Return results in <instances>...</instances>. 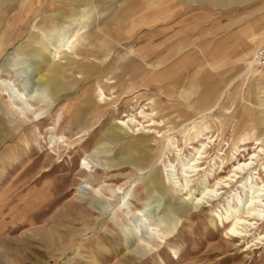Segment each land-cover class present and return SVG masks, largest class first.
<instances>
[{"label": "rangeland", "instance_id": "rangeland-1", "mask_svg": "<svg viewBox=\"0 0 264 264\" xmlns=\"http://www.w3.org/2000/svg\"><path fill=\"white\" fill-rule=\"evenodd\" d=\"M125 1L0 0V264H264V218L225 228L264 193V0H171L138 21ZM86 48L100 64L81 80ZM55 67L62 96L43 87ZM126 114L139 123L115 127Z\"/></svg>", "mask_w": 264, "mask_h": 264}, {"label": "bare ground", "instance_id": "bare-ground-1", "mask_svg": "<svg viewBox=\"0 0 264 264\" xmlns=\"http://www.w3.org/2000/svg\"><path fill=\"white\" fill-rule=\"evenodd\" d=\"M92 1L95 2V0H92ZM83 2L86 4L87 0H83ZM165 3L166 4L171 3V0H126L125 3L120 7V13H122V18L124 20L130 19L132 21L133 20L138 21V20H141L142 18H144L145 20H148L149 16L152 15L151 12H153V10H155V9L156 10L160 9V7L164 6ZM25 4H26V2H25ZM69 8L73 9L74 6H69ZM75 11H77V10H75ZM80 37H84L83 34L80 32V28L73 30V32H71L69 34V36L66 38L65 43H60L61 40H63V38L60 41H56L59 43V44L55 43V45L58 46L56 51L58 50L57 52H59L61 47L64 45L69 46L68 43L73 44L76 40L79 41V39H81ZM62 50H66V49H62ZM86 51L88 53L87 56L89 58L85 59L84 57L83 58L80 57L79 60L72 61L75 64L74 65L75 69L77 70L78 73H80V75L78 77H81L82 78L81 80L92 79L94 77V75L96 74V71H95L96 67L100 64V63H98L97 59L95 60V58H97L96 55H94L92 52L91 53L88 52L87 48H86ZM123 72H128V73L131 72V74H133V73H136V69H134V70L131 69V71L126 70ZM63 75H65L64 70L59 69L57 67L53 68L51 70V73L45 75L43 87L44 88L50 87L55 95L62 96V94L64 93L63 82H62V76ZM80 82L81 81L79 79H76L75 85H79ZM105 82H111V81H109V79H105L103 81V77L102 78L96 77L94 80V83H93L94 84V91L93 92L95 95V99L93 101H95L98 109H102V107L105 106L107 103H109L108 101L112 100V97H113V96H111L112 93H110L111 95H106L105 90H104V88H105L104 83ZM152 112L155 113L156 109L152 108ZM125 116H128V118L125 119ZM135 122L139 123V121L136 119V116H134L133 114L132 115L126 114V115H123V117L117 119L116 123H115L116 126L115 125L114 126L121 128L124 125L130 126V124H132V123L134 124ZM115 127H112L103 133L106 139L113 138V137L120 135L119 130H117ZM155 129L156 128H153V130H155ZM149 130H150V128H149ZM153 130H151V131H153ZM157 132H160V129L157 130ZM200 134H202V131H196L195 132V136H199ZM157 136H160V135H157ZM203 144H204V146H206V144L204 142H203ZM261 149L262 148H260V150ZM257 155L258 154L254 153L249 158L252 159V158H254V156H257ZM147 157H148V154H146L145 152H142L140 154L139 158L136 160L137 164L143 162L145 159H147ZM199 158H200V155L198 157H193L192 158L193 162H192L191 166H190L189 162L187 163L189 165V167L192 168L191 171L196 170L195 167L197 166V162H198ZM249 163L243 162L241 164H238L234 168V170L244 169V167L247 166ZM186 168H185V170H186ZM257 183H258V187L256 188V190L259 189L261 191H264V179L261 178V180ZM152 184H153V187L156 189H162L163 188V185L160 181H158V178H154L152 180ZM208 191L213 192V191H215V189L209 188L207 190V192ZM263 194L264 193L260 192L257 195H252L250 197V200L253 202V199L255 197H260ZM186 198H184V199H186ZM254 201H256V200H254ZM252 202L250 203L249 206H247L244 209V211L237 212L238 211L237 210L236 213L232 216V218L228 221V222H230V224L227 227H225L227 230L226 234H230L231 238L238 237V236H240V237L245 236V233H243V232L251 230L252 228H249L250 226L254 227V225L257 224V222L259 220H261V219L263 220V218H264L263 217L264 216V213H263L264 212V199L259 200L260 204L251 205ZM260 207H262V209H260ZM189 209H190L189 206L186 203H183L180 205V207H178L177 211L178 212L179 211L180 212H187ZM163 216L164 215L158 217V220L157 219L155 220V222H157V225L161 224L162 222H168L169 218H167V217L165 218ZM221 221L223 222L222 219H221ZM149 228H151V227H149ZM174 252H176V251H174Z\"/></svg>", "mask_w": 264, "mask_h": 264}, {"label": "built area", "instance_id": "built-area-1", "mask_svg": "<svg viewBox=\"0 0 264 264\" xmlns=\"http://www.w3.org/2000/svg\"><path fill=\"white\" fill-rule=\"evenodd\" d=\"M256 58L260 63H264V45L257 49Z\"/></svg>", "mask_w": 264, "mask_h": 264}]
</instances>
